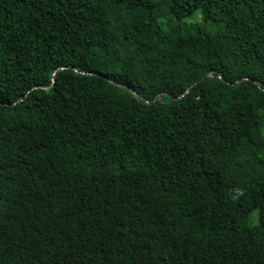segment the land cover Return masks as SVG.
<instances>
[{
	"label": "trees",
	"instance_id": "obj_1",
	"mask_svg": "<svg viewBox=\"0 0 264 264\" xmlns=\"http://www.w3.org/2000/svg\"><path fill=\"white\" fill-rule=\"evenodd\" d=\"M0 264H264V0H0Z\"/></svg>",
	"mask_w": 264,
	"mask_h": 264
},
{
	"label": "water",
	"instance_id": "obj_2",
	"mask_svg": "<svg viewBox=\"0 0 264 264\" xmlns=\"http://www.w3.org/2000/svg\"><path fill=\"white\" fill-rule=\"evenodd\" d=\"M208 76H210L208 73L207 74H204L194 85H196V84H198L199 82H201L204 78H206V77H208ZM51 83L53 84L54 83V78H52V81H51ZM193 85V86H194ZM191 88V87H190ZM189 88V89H190ZM189 89L186 91V92H188L189 91ZM131 93L134 95V96H136L137 97V94L134 92V91H131ZM145 103H148L147 101H144ZM156 102H159V100L158 101H156Z\"/></svg>",
	"mask_w": 264,
	"mask_h": 264
},
{
	"label": "rangeland",
	"instance_id": "obj_3",
	"mask_svg": "<svg viewBox=\"0 0 264 264\" xmlns=\"http://www.w3.org/2000/svg\"><path fill=\"white\" fill-rule=\"evenodd\" d=\"M198 20H199V18H198Z\"/></svg>",
	"mask_w": 264,
	"mask_h": 264
}]
</instances>
